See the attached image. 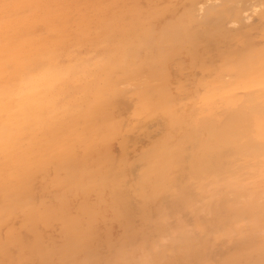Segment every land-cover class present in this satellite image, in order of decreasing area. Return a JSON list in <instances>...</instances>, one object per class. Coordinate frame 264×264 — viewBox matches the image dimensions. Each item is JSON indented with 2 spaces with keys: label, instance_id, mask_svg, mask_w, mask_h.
Here are the masks:
<instances>
[{
  "label": "rangeland",
  "instance_id": "rangeland-1",
  "mask_svg": "<svg viewBox=\"0 0 264 264\" xmlns=\"http://www.w3.org/2000/svg\"><path fill=\"white\" fill-rule=\"evenodd\" d=\"M94 1L98 11L94 17L84 15L77 19L76 15H69V33L75 41L67 40L58 47L64 66L70 67L80 58L86 62L79 67L87 66L82 70L77 65L73 80L60 82L57 87L61 104L77 107L58 123L65 130V141L71 145L77 127L85 139L80 148L71 145L81 158L74 164L79 169L73 170L78 175L73 177L79 182L73 178L78 184H70L68 172L65 175L59 169L55 174L63 170L61 174L67 177L59 175V178L67 181L63 184L62 180L53 178L61 184L56 181L57 188L53 185L54 188L47 186L45 190L53 170L44 169L47 173L39 171L42 173L34 174L38 176H30L33 180L28 178L32 180L26 181L31 188L27 189L26 182H23L24 189L17 186L22 191L26 189L27 194L30 192L25 202L32 203L31 212L36 216L30 214L33 218L28 220L27 210L16 213L14 208L8 217L11 211H7L6 222L0 223V264H66L67 241L78 247L73 249L76 262L71 259L72 250L67 257L72 260L70 263L68 259L69 264H264V85L246 83L251 79V72L264 61V0H127L129 13H121L125 26L121 31L105 27L103 18L115 14L109 11V6L104 7L103 1ZM68 3L67 0H0V46L28 50L37 35L57 34L61 21L67 18ZM86 3L77 2L83 7ZM86 20H92L94 26L90 39L88 31L78 28ZM9 25L19 27V34L5 33L4 28ZM135 33L144 41V45L140 42L143 46L132 44L138 39ZM122 37L132 41L128 43L131 49L126 48L131 52L127 54L129 57L117 66L118 78L121 75L119 88L123 92L115 91V95L109 96L113 102L108 105L110 109L105 106V117L97 118L96 128L92 118L101 113L91 115L89 106L96 103L100 92L105 98L112 93L102 91L108 83L102 74L109 66L105 64L113 61L109 58L115 59ZM169 37L175 41L182 39L178 43L183 48L168 40ZM164 44L170 48V56L168 49L169 53L162 51ZM194 48L196 51H192ZM102 57L105 64L99 61ZM80 70L90 72L84 77ZM144 82L151 85L150 92L154 91L153 101L147 91L151 105H147L141 94L146 89V84L140 86ZM194 84L198 85L196 94ZM163 85L170 89L168 101L160 92ZM28 86L29 82L25 81L18 89H28ZM143 86L144 90L139 91ZM190 91L194 94L192 97H189ZM162 105L164 111H161ZM179 114L189 120L192 117L197 126L172 129L167 116ZM139 123L146 124V131L144 127L142 131ZM157 139L165 140L160 148H155ZM173 153L179 159L177 174L155 179L161 183L162 190L148 184L142 177L143 163L153 158L151 162L164 160ZM108 158H111V163L108 162L111 167L103 163ZM127 160L128 165L132 161L129 171L125 170ZM77 162L81 166L77 167ZM104 164L107 169L111 168L115 178L116 172H128L139 192L129 182L130 177L124 179L125 186V182L121 184L122 188L133 187L132 192L120 189L121 185L118 189V180L111 181V174L106 178H109L107 183L105 179L100 182L106 169ZM200 164L202 167L198 168ZM81 167L101 176L96 173L97 180L95 176L88 177L89 171ZM140 173L144 180L141 178L143 181L138 182ZM88 181L96 187H91ZM94 181L107 185L100 186ZM18 189L9 192L16 196ZM122 191L128 196H123L126 201L120 199L124 195ZM10 195L13 193H7L8 198L4 199L0 194V208L10 201ZM55 200L59 203L64 200V216L58 217L60 211L58 218L46 219L47 209L52 210L47 203L56 207ZM62 203L59 205L63 206ZM193 218L198 220V227L193 230H197L195 234L199 238L190 231ZM73 220L75 225L68 228L67 224ZM129 220L135 223L133 234L126 228V224L132 227ZM89 226L95 232L82 234L83 243L80 238V243H73L78 237H69L66 232L71 229L73 236H77L76 230L84 233ZM36 229H40L41 235L36 234Z\"/></svg>",
  "mask_w": 264,
  "mask_h": 264
},
{
  "label": "bare ground",
  "instance_id": "bare-ground-1",
  "mask_svg": "<svg viewBox=\"0 0 264 264\" xmlns=\"http://www.w3.org/2000/svg\"><path fill=\"white\" fill-rule=\"evenodd\" d=\"M67 1L69 2L67 13H66L67 18H64L61 21V24L59 25V28L57 30V34H53V36H51V37H47L44 34L37 35L36 37H34L31 40V45L28 47V50H26V49H24V50L19 49L18 50V49H13L10 47H6L4 49L2 46H0V92H1L0 112L2 113V120L0 121V181H1L0 192L2 190L1 193H2V197L3 196L5 197L4 199L8 198L6 196L7 193L8 194L13 193V195H14V196L12 195L13 197L10 195L11 197H9V200H10L9 202H5L3 205L1 204L0 223L6 222L5 217L7 216V211H11L10 209H14V208L16 209V213L18 210H24V211L27 210L26 213H29V215L32 214L34 217L36 216L35 213L31 212V210L33 208L32 203L30 201L25 202V200H28L30 198V196H28L30 194V192H29V194H27L28 191L25 189L27 192L24 193L25 190L22 191V190H20V188L18 189V187H17V186H20L23 188L24 187L23 182H26V181L31 183L33 178L35 176L39 175V174L38 175H34V174L42 173L45 170L46 171L53 170L52 171L53 177H51V178H50V176L48 177V179L50 181L47 180L49 183L45 186V190H46L47 186L49 188L50 187L54 188V186L56 185L55 184L56 181L59 182L62 180V183L64 184L65 181H67V179L66 180L64 179V182H63V179H62V177L65 174V171L68 172V173H66L68 176V179L69 180L72 179V181H70V184L73 183L74 180H77V178L75 179L73 176L78 177V175H76V173H74L75 171L73 172V170L79 169L78 166H81L80 165L81 162L80 163L77 162V164L79 163L77 165L78 168H76L75 163H76V160L80 161L81 158H79V156H78L79 153H75L76 151H74V147L77 146L78 148H80L81 145L85 144V139H84L83 135L80 134L78 127H77L73 131V133H74L73 138L74 139L71 142V145H74V147L71 145L69 146L68 142L65 141V136H66L64 134L65 130L58 127L59 126L58 123H60L61 121L64 120V115L66 113L76 111L77 107H75V106L69 107V106H65L64 104H61V102L58 99V98H60V94L57 92V87H58V84L60 82L68 81L67 79H70L69 81L73 80L72 74H73L74 68H76L77 65H78V67L81 65L84 66L86 60L84 61L82 58L77 59V61H74V64L72 66L66 67L63 65V63L60 59L61 53L59 52L58 47L60 44L65 43L67 40H72L71 42L75 41V39L69 33V25H71V23H70L71 18L69 17V15H72V14L76 15L75 17H77V19H80V17H82L84 15H86L88 18H92V17H94V15H96L98 13V11L95 10V7H94L95 1L94 0H84L85 2H87L86 5H84V7L81 6L80 4H77L78 0H67ZM100 1L101 2L103 1L104 7L106 9L109 6V11L113 10V12L115 14L112 17L107 16V17L103 18L105 23H107L105 25V27L106 26L108 28L114 27L116 30L121 31L125 27V26H123L124 22H122V20L120 19L121 15H122L121 13L125 12V11L127 12V14L129 13L128 12L129 11L128 6L126 5L127 0H100ZM107 2L109 4H107ZM45 25H47V22ZM78 28H80L81 31H86V32L88 31L87 37L89 39L92 37L91 36L92 30L94 31V26H93L92 20H86V23H83V24L80 23ZM18 29H19V27H17V26L9 25V26H6L4 28V31H5V33L10 34V35H17V34H19ZM170 31H168V32H170ZM180 33H182V32H180ZM135 36L138 39L136 41L133 40L134 43H132V41L130 39L129 40L131 42H129V40L125 37L124 38L122 37V39L120 38L121 41H120V44L117 48L118 51L115 55V59H114V57L109 58V59H113V61L110 62V60L108 59L109 63L105 64L106 62H104L105 60L103 57L101 58L102 60H99L101 62L104 60L103 63L105 64V66L109 65V66H106L105 71L102 74V77L105 76V78L108 82L107 84L105 83V85L102 87V91L110 90V91H112V93H110L105 98L103 95V92H100L96 103L89 106V113L91 115H94L97 112L101 113V114H98L97 117L92 118V120H93L92 125L95 127H96V124L98 125L99 118L102 119V117H100V116L105 115L104 110L105 109L107 110L108 105L111 104L112 99L110 100L109 96L112 94L115 95V91H118V93L121 91V88H119V78L121 77V75L118 78L119 68L117 66H118V63H122L123 61H125L129 57L128 55L131 53V52H127L128 49L126 50L127 46H128V48L131 49V47H130V45H128V43L129 44H131V43L136 44L137 43L136 44L137 46H141L142 44L144 45V43H143L144 41L142 40L143 42H141V39L139 38L137 33H135ZM170 39L171 38L169 37L168 40H170ZM173 39H174V37H172V40ZM178 39H179V37H178ZM172 40H170V41H172ZM173 41L175 42V45L178 46V44H180L183 40L179 39L177 41H175V40H173ZM178 42H180V43H178ZM139 43H140V45H139ZM176 43H178V44H176ZM76 44L78 45L79 41H76ZM180 45H179V47L183 48V46L181 45L182 46L181 47ZM146 46H147V44H146ZM164 46H166V44H164ZM164 48L166 50L163 49L162 51L168 52V50H169L170 53L168 52L169 53L168 55L170 56L171 55L170 48L168 46H166ZM175 49H177V47ZM179 50L182 51L183 49H179ZM179 50H177V51H179ZM192 51H196V49L194 48V50H192ZM168 55L165 53L164 56H168ZM74 58H75V55H74ZM83 61H84V63H83ZM99 61L97 60V63L100 64ZM100 65H99V67H101ZM102 66H104V65H102ZM85 67H87V66H85ZM85 67L84 68L79 67V68H81L83 70V69H85ZM82 70H80L81 73H82ZM88 71L90 72V70H88ZM88 71H84V72L85 73L87 72L86 74H89ZM134 71H135V69H134ZM164 72H166V71L163 70V73ZM81 73H80V75H83L84 77L87 76V75H85V73H82V74ZM161 73L162 72H160V74ZM251 73H253V74L251 75V79L246 81L247 85H251L254 82H257V83L260 82L262 85H264V61L262 62L261 65H259V67L256 70H254V72H251ZM120 74H122V73H120ZM96 76L98 77V75H96ZM102 77L99 76V78H102ZM94 78H95V74H94ZM128 78H130V77H128ZM80 79H81V77H79V80ZM148 80H149V78H148ZM165 80H166V78H165ZM25 81L29 82L28 89H24V90L18 89V87L20 85H22V83H24ZM145 81H147V79ZM67 83H69V82H67ZM144 84H146L147 86ZM142 85H144L146 87V89H145V92L144 93L141 92V94L144 95L143 97H144L145 101L147 102V105H151L152 101H153V95L152 94H154V91L152 90V92H150L151 91V88H150L151 85L148 84L147 82L142 83L140 86H142ZM67 86H69V85L67 84ZM144 86L140 87L139 91H143L144 89H142V88H145ZM195 87H196V85L193 86L194 89H195ZM197 87H198V85H197ZM197 87H196V90L194 91V94H196L195 92L197 91ZM106 88H108V89H106ZM166 88L167 87L164 86L160 92L162 95H165V98H166L165 100L168 101L167 97L169 95L168 93L170 92V89H168V88L166 89ZM193 88H191L192 91H193ZM164 89H166V90H164ZM168 90H169V92H168ZM147 91H149L148 94L150 93V95H151L150 97H152L151 102H149L150 99L148 97ZM122 92H120L119 94H121ZM183 92H182V94H184ZM186 94H187V92H186ZM191 94H193V92L191 93V91H190L189 97L191 96ZM113 96H111V97H113ZM187 96L188 95H186V97ZM112 102H113V100H112ZM112 104H114V103H112ZM147 105H146V107H147ZM105 106H107V107L105 108ZM110 106L108 107V109H110ZM167 107H168L167 104H165V108H167ZM159 110H160V108L156 109L155 112H157ZM161 111H164L163 105H162ZM166 113L167 112H165V114ZM167 117H169V119H167V120H168V124L170 125V127L172 129L180 130V129H184V127H189V128H191L193 126L196 127L197 123H198V122L194 121L192 117L189 120L188 118H184L183 116H181V114H179L178 116H173L172 118L170 116H167ZM97 118H98V120H97ZM115 120H117V117L115 118ZM52 122L56 123L55 126L53 125L54 123L52 124ZM95 122H97V123H95ZM142 123L144 124V123H146V121H144ZM142 123H139L140 126ZM143 124L141 127L139 126L142 129V131H144L143 127L145 128V126H146V124L145 125H143ZM84 129L86 132V128H84ZM84 129L82 131V134L84 132ZM141 129H140V131H141ZM145 131H146V128H145ZM125 140H126V137H125ZM171 140L172 139H170L169 141H171ZM160 141H161V139L156 140V143H155L156 145L154 144L155 148H160V146L163 144L162 141H165V140H162L161 144H160ZM77 147L75 149L78 152ZM74 154H76L78 157L76 158V156H74ZM78 158H79V160H78ZM109 159H110V161H109ZM107 160L108 161H106V162L103 161V163H107V165H108L111 163V158H108ZM152 160H154V158ZM152 160L150 159L149 162L143 163L142 168L143 167H145V168H143V174L142 173L139 174V178L142 174V177L145 178V180L148 182V184L152 185L156 189L160 188L162 190L163 188L161 187V183L159 181H155V179L156 178L161 179L163 176H168L170 178L173 176L174 173L177 174L178 170L180 169L179 159L177 158L176 154L173 153V154H169L167 157H165L164 160L160 158L159 160H155L154 162H151ZM108 162H110V163H108ZM128 163H129V161L127 162V165H128ZM131 164H132V161H131ZM131 164H129L128 166L126 165V167H125L126 171H129ZM70 165H72V167H70ZM144 165H146V166H144ZM106 166L104 164V168L107 169V168L111 167L112 165L111 166L108 165L109 167H106ZM133 166L135 167L134 163H133ZM195 167H198V166L195 165ZM201 167H202V164H200L198 168H201ZM83 168L84 167H81L80 169H83ZM142 168H141V170H142ZM59 169H63L64 174H61L63 172V170L60 171V174H57V173H59L58 171L55 174V171L59 170ZM84 169H86V168H84ZM89 169H86L87 172L89 171L88 172L89 174L86 173V175L88 174L87 175L88 177L90 176V177H93V179H94V176L96 175L97 172H95L93 170H91V172H90ZM106 169L102 172L103 176L101 178L103 179V181L101 180L100 182H104V179H105V181H106L105 183H107V180L109 178L108 179H106V178L110 174H111V176H110L111 181L114 179H117L118 181H120L121 179L119 180L118 178L123 177V175L126 176V173H127L128 176L123 177L122 180L120 181V183H118V181H117L116 185H118L117 186L118 189L120 188V185H121L120 189H122V190L125 189L124 191L126 192L127 189H129L128 191H130L131 188L135 187V185H134L135 182H133V180L131 179L130 174L128 172L123 171V170L121 171V173L115 171L116 173H114V174L117 175L115 178V176L113 177V172L110 171L111 168L107 169V170ZM69 170H72L71 172H73L74 174H71V172ZM39 171H42V172H39ZM80 171L81 170H79V172ZM79 172H78V174H80ZM82 172L85 175L83 170H82ZM123 172H124V174H122ZM69 173H70L71 177H69L70 176V175H68ZM121 174H122V176H121ZM31 175L33 178L30 177ZM59 175L62 177L59 178L60 177ZM96 176H95V178H96L95 180H97V178H98ZM98 176L100 177L101 173H100V175L98 174ZM119 176H121V177H119ZM42 177H44V176H42ZM79 177L82 178V175ZM88 177H87V180H89ZM128 177H130L131 180ZM137 177H138V175H137ZM28 178H30V179L32 178V180L29 181L30 179H28ZM53 178L54 179L58 178L59 181L58 180L53 181ZM73 178H74V180H73ZM127 178L129 179V182H131L133 184L132 185L133 187L130 186L131 188H124V187L122 188L123 185L121 183L125 182V184H124V186H125L126 181L128 180ZM139 178H138V180H139ZM144 178H142V179L144 180ZM35 179H37V178H35ZM43 179L46 183V180H45L46 175H45V178H43ZM124 179H127V180H124ZM142 179L138 182L143 181ZM77 181L79 182V180H77ZM77 181H75L76 184H78ZM28 182H26V183H28ZM94 182H96V181H94ZM100 182L99 183L96 182V183H98L100 186L102 184L104 187L107 185V184L100 183ZM161 182H162V180H161ZM16 183H19L20 185L16 184ZM59 183L57 184V186H55V188H57L59 186ZM90 183L91 182H89V184ZM14 184H16L15 186L17 187L15 189L16 190L18 189V191H20V192L17 191L16 194L17 195H18V193H19V195L22 193H24V194H22L21 196H19V195L15 196L14 192H9L11 190L15 191V189L13 188ZM79 184H81V182ZM28 185H29V187L27 189L31 188L29 183H28ZM90 185L93 188L96 187V186H94L95 184L92 185V183H91ZM143 185L144 184H142V186ZM136 186L142 187L141 185H136ZM135 188H136V190L139 189V187H135ZM124 191H122V194H124V195L121 194L122 197H120V199L122 198V200L126 201L128 196L125 194ZM41 192H42V190H41ZM130 192H132V189ZM136 192L138 193L139 190ZM3 193H6V195H3ZM42 194H43V192H42ZM123 196H126L127 198L123 197ZM54 199L55 198H53L52 200H54ZM56 199H58V198H56ZM58 201H60V200H58ZM63 201L64 200H61V203ZM54 202H56V205H55L56 207H53L54 205H52L51 202L47 203V204H51L52 210L50 211L47 209L48 214L46 215V219L50 218V217L56 218L60 214V211H61V215H59L58 217L61 216V218H62L64 216L62 213L63 208L65 207V205L63 204L64 202L62 203L63 206L59 205L61 203L57 202L56 200ZM9 205H11L10 208H9ZM57 205H59V207ZM12 206H13V208H12ZM51 212H52V214H51ZM13 213H12V211L9 212L8 217L10 216V214H13ZM90 215L92 216V214H90ZM28 217H27V219L30 220L32 216L30 215ZM144 220L145 219H143L142 221L144 222ZM129 222L131 224L132 221L129 220ZM75 223H76V221L73 220V222L67 224L68 228H71V226H74ZM134 224L133 223L131 224L132 227L131 226L127 227V224H126V228L128 229L127 231L129 233L135 227ZM143 224L145 225V223H143ZM90 227L91 226H89V228ZM129 227H130V229H129ZM89 228L87 227V229L84 231V233H82V231L76 230L77 236H73L74 235L73 230H71V229H69V231L66 230V232L69 233V234L67 233L69 235V237H73V238L78 237L77 239H75V241L72 240L73 243L74 242L80 243V240L82 239L80 237H82V234L88 235V233H90V232L92 233L94 231V230L93 231L91 230L92 227L90 228V230H88ZM141 229H143V228H141ZM36 230H37L36 234H38V233L40 234V231H38L40 229H36ZM70 230H71V232H70ZM135 230H136V228H134V232H135ZM140 230H138V231L141 232ZM87 231H89V232H87ZM132 232L133 231H131V233ZM130 234H129V236H130ZM90 235H92V234H90ZM93 235H96V234H93ZM79 238H80V240H79ZM82 241L83 240H81V243H83ZM67 242L65 244L69 245V247L68 248L64 247V249L65 250L67 249V253L68 252L69 253H68V255L66 253V255H67V257H70V255H69L70 252L73 249L78 250V247L75 248L76 245L73 246L72 242H68V244H67ZM65 244L63 243L62 245L64 246ZM63 246H62V248H63ZM70 246L72 247V249L70 248ZM69 248L71 250H69ZM64 249H61L62 253H65V252H63ZM81 251H82V249H81ZM75 252H76V250H73L71 252V259L74 258V261H75L76 255H77ZM72 253H74L73 255H75V254L76 255L74 257H72L73 256ZM67 257H64L66 259L65 262L67 261L66 264H69V262L71 263L72 260L70 258H67ZM68 259L70 260L69 262H68ZM75 262H74V264H75Z\"/></svg>",
  "mask_w": 264,
  "mask_h": 264
},
{
  "label": "crops",
  "instance_id": "crops-1",
  "mask_svg": "<svg viewBox=\"0 0 264 264\" xmlns=\"http://www.w3.org/2000/svg\"><path fill=\"white\" fill-rule=\"evenodd\" d=\"M198 220L196 219V218H193V221H191L190 223H191V234L193 235V236H195V237H197V238H199L198 237V235H196L195 234V232H197V230L195 229V232H194V228H196V227H198V222H197ZM182 232H184V231H182ZM181 232V233H182ZM210 241V240H209ZM209 241H207V242H209Z\"/></svg>",
  "mask_w": 264,
  "mask_h": 264
}]
</instances>
